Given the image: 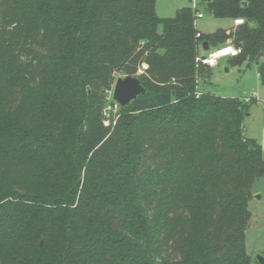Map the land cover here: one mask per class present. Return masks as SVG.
I'll list each match as a JSON object with an SVG mask.
<instances>
[{"label":"trees","instance_id":"16d2710c","mask_svg":"<svg viewBox=\"0 0 264 264\" xmlns=\"http://www.w3.org/2000/svg\"><path fill=\"white\" fill-rule=\"evenodd\" d=\"M156 1L0 0V264H254L262 145L196 57L231 39L233 64L263 58L264 0H203L244 19L208 33ZM116 73L145 92L107 125Z\"/></svg>","mask_w":264,"mask_h":264},{"label":"rangeland","instance_id":"374dc122","mask_svg":"<svg viewBox=\"0 0 264 264\" xmlns=\"http://www.w3.org/2000/svg\"><path fill=\"white\" fill-rule=\"evenodd\" d=\"M194 0H157L156 12L162 17H173L179 8L185 6L193 7ZM197 7L203 13V18H198L196 26L204 33L213 32L218 28H231L233 21L229 18H216L208 10L207 3L203 0H196ZM204 51V50H203ZM264 62V57L258 62L244 61L241 64H233L231 57L220 60L215 67L208 68L203 72L198 81V88L205 93H212L217 96L239 97L245 100L249 97L248 114L253 113L252 117L246 116L244 123L246 135H250L248 125L251 123L257 111L264 109V84L258 73L259 66ZM136 74L139 75V69ZM148 64V63H147ZM142 74V73H141ZM125 77L122 73H116V80ZM116 82V81H115ZM257 95V97H256ZM258 98V99H257ZM105 109L106 121L109 122L112 113L119 110L113 100V91L109 92ZM253 195L249 202L251 211L250 223L246 234V245L249 254L253 257L254 264H264L258 256L264 259V176L258 178L253 186Z\"/></svg>","mask_w":264,"mask_h":264},{"label":"built area","instance_id":"2783aa9c","mask_svg":"<svg viewBox=\"0 0 264 264\" xmlns=\"http://www.w3.org/2000/svg\"><path fill=\"white\" fill-rule=\"evenodd\" d=\"M197 6L198 5L196 3V0H194L193 8L196 12L195 13L196 21L198 18H203V16H204L203 13L200 12V10L198 9ZM243 23H244L243 18H236L233 21V24L235 26L243 24ZM200 35H201V33L198 32L197 36H200ZM203 50L196 57L197 67L212 68V67L217 66L221 59H223L225 57H234V56L239 55L242 52V49L239 47H236L231 39H229L227 41V43L224 45L214 47V48L209 47L208 50H205L203 48ZM147 69H148V64L143 63L139 69V73L141 74V73L145 72ZM197 94L199 95L200 91H198ZM250 100L251 99L249 97L245 98V101H250ZM116 106H118V103H116ZM105 123L108 125L110 123V121L108 122L105 120Z\"/></svg>","mask_w":264,"mask_h":264},{"label":"water","instance_id":"95a60500","mask_svg":"<svg viewBox=\"0 0 264 264\" xmlns=\"http://www.w3.org/2000/svg\"><path fill=\"white\" fill-rule=\"evenodd\" d=\"M205 50L209 47L205 46ZM258 73L261 77L262 83L264 84V62L259 66ZM145 92V88L142 85L140 79L135 76L119 77L114 85L113 99L121 106H126L129 102L135 99L138 95ZM43 241H41V245ZM258 258L261 262L264 259L259 255Z\"/></svg>","mask_w":264,"mask_h":264},{"label":"crops","instance_id":"0c3cea01","mask_svg":"<svg viewBox=\"0 0 264 264\" xmlns=\"http://www.w3.org/2000/svg\"><path fill=\"white\" fill-rule=\"evenodd\" d=\"M247 116L252 117L253 113L250 112ZM245 129L247 131L246 124H245ZM248 130L250 132V135H247V136L255 138L261 143L263 154H264V109L262 111H257L255 113L254 117L252 118L251 123H249L248 125Z\"/></svg>","mask_w":264,"mask_h":264}]
</instances>
